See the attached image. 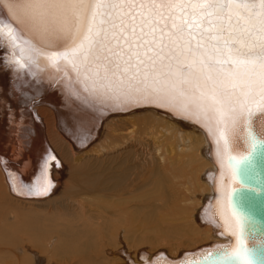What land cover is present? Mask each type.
<instances>
[{
    "label": "bare ground",
    "instance_id": "6f19581e",
    "mask_svg": "<svg viewBox=\"0 0 264 264\" xmlns=\"http://www.w3.org/2000/svg\"><path fill=\"white\" fill-rule=\"evenodd\" d=\"M86 5L87 0H0V17L19 37L13 45L6 29L0 35V54L10 65L0 67V195L5 197L0 196V264H129V256L143 264L141 253L155 257L153 264H171L234 245L235 236L225 230L227 202L219 206V182L227 185L229 175L205 128L149 106L112 109V114L98 117L83 101L65 97L63 85L48 86L55 77L45 55L32 64L27 52L21 55L20 48L29 45L43 53L71 48L81 33ZM65 64L60 60L55 66L65 69ZM249 122L264 139V111L254 109ZM243 123L239 119L231 133L232 149L247 145ZM134 125L150 135V146L135 135L131 142ZM80 129L92 136L84 149L74 139ZM133 146L141 152L137 162L130 152ZM46 151L63 164L52 170V192L43 198L13 194L8 177L17 173L30 182ZM133 156L136 164L123 167ZM17 201L48 207L21 214L6 210L7 203ZM193 213L203 228L192 220ZM18 230L28 236L18 238ZM148 233L152 236H144ZM34 236L40 241L48 236L50 248L43 249ZM108 236L118 240L115 251L104 248ZM180 246L184 249L178 251Z\"/></svg>",
    "mask_w": 264,
    "mask_h": 264
},
{
    "label": "snow or ice",
    "instance_id": "6c2138e0",
    "mask_svg": "<svg viewBox=\"0 0 264 264\" xmlns=\"http://www.w3.org/2000/svg\"><path fill=\"white\" fill-rule=\"evenodd\" d=\"M5 29L15 45L16 29L0 17V35ZM20 52H27L28 64L39 55L53 66L65 61L63 94L83 101L98 117L112 109L150 105L205 128L217 146L221 167L228 171L229 183L219 182V206L227 202L230 220L225 230L237 241L235 250L218 255L221 261L256 264L252 249L244 244L245 217L233 205L237 189L232 184L257 191L243 183L242 175L253 152L264 145L247 129L254 109L264 111V0H87L84 24L71 48L43 53L29 45ZM16 63L20 69L26 66ZM9 66L0 54V67ZM241 118L248 131V151L236 156L229 137ZM74 139L84 149L91 132L80 129ZM54 167L63 164L46 151L30 182L17 173L8 177L10 190L24 198L48 196L55 187ZM138 259L153 264L155 257L141 253ZM128 260L135 264L131 256Z\"/></svg>",
    "mask_w": 264,
    "mask_h": 264
},
{
    "label": "water",
    "instance_id": "95a60500",
    "mask_svg": "<svg viewBox=\"0 0 264 264\" xmlns=\"http://www.w3.org/2000/svg\"><path fill=\"white\" fill-rule=\"evenodd\" d=\"M17 60L20 61V57H18ZM48 68H50L49 65ZM51 68H52L51 70H53L55 78L54 81L50 83L48 86L54 88L57 87L58 85L61 86L62 83L60 80L65 78L64 77L65 69L57 66H52ZM142 106L155 107L150 105H140L135 107H128L125 111H131L136 108H140ZM155 108L162 109L159 107H155ZM110 114H112V110L107 115ZM243 124H244V131L246 135L245 139L247 140L246 141L247 145L244 150H235L232 149L231 146V153L236 156L246 154L248 151V131L245 130V123ZM247 129H249L251 134L254 135L256 138L260 140H264L263 138L258 137L256 135L249 121L247 124ZM229 138L231 144L233 140L231 138V134ZM43 156L44 155H42V157ZM244 167H245V172L242 175L243 183L255 187L257 191L251 192L248 191L246 188L241 189L240 183L232 184V187L237 189V191L233 193V205L235 209L238 212L242 213L243 216L245 217V231H246V237L244 241L245 246L252 249L254 253L252 258L256 262V264H264V240L261 239V237H264V145H260L257 147V149L252 154L251 162L246 163ZM225 169L227 170V168ZM19 176L21 177V174H19ZM21 178L24 180V177ZM227 182L229 183V179L227 180ZM236 247H237V241L235 237V243L232 246L226 245L220 249H210L198 255L197 257H193L188 260L201 259L202 264H235L234 258H229L228 260L221 261L218 254L225 250L231 252L235 250ZM209 253H211L212 255L209 256L208 261H203V257L208 255ZM160 259L163 260V257H161ZM171 264H182V261H180L179 263H171Z\"/></svg>",
    "mask_w": 264,
    "mask_h": 264
},
{
    "label": "rangeland",
    "instance_id": "374dc122",
    "mask_svg": "<svg viewBox=\"0 0 264 264\" xmlns=\"http://www.w3.org/2000/svg\"><path fill=\"white\" fill-rule=\"evenodd\" d=\"M41 103V102H40ZM39 103V104H40ZM151 113H153L154 115H156L154 112H151ZM156 116H159V115H156ZM161 117V116H160ZM162 118H164V117H162ZM173 123V122H172ZM174 124V123H173ZM175 125V124H174ZM135 126V129H134V132H132L130 135V140H132L131 142H133V138H135V140L136 139H142L143 137V139L142 140H146L147 141V143L149 142L150 143V139H151V137H150V135L148 134H146V132L145 131H141V128H138L139 127V125H138V127L136 126V125H134ZM176 126V125H175ZM178 128V127H177ZM143 132V133H142ZM145 132V133H144ZM188 132H190V131H188ZM194 133V132H193ZM196 134V133H195ZM136 136V137H133L132 138V136ZM138 136H140V138H138ZM146 136V137H145ZM148 137H150V139L148 138ZM132 138V139H131ZM148 138V139H147ZM149 143H148V145H149ZM88 146V145H87ZM86 146V147H87ZM150 146V145H149ZM138 147L137 146H133L132 147V149L130 150V152H132L133 154H134V156L135 157H137L136 158V162H137V159L141 156V152H140V150H138L137 149ZM149 149L150 148H147L146 147V151H149ZM135 150V151H134ZM113 153V152H112ZM136 153V154H135ZM198 153H199V151H198ZM140 155V156H139ZM84 157H88L87 155H83ZM82 155L80 156L81 158H84ZM130 157L132 160H130V158H127L125 161H124V163H123V167L125 166V165H127V168L128 169H130L132 166H133V164L135 165L136 164V162H134L135 161V157ZM199 156H201V154L199 153ZM78 158V159H81V158ZM202 157V156H201ZM134 158V159H133ZM204 158V157H203ZM130 161H132V162H130ZM110 166H112V165H110ZM109 166V167H110ZM108 167V168H109ZM108 168H106V170L108 169ZM64 175H65V178L67 177V173H66V171H65V173H64ZM133 175L134 174H132V175H130V177H133ZM64 178V179H65ZM200 178V177H199ZM200 180V182H203V181H201V179H199ZM64 181V180H63ZM64 185V184H63ZM63 185H62V187H63ZM0 186H2V183H1V181H0ZM62 189V188H61ZM60 192V191H59ZM0 196H2L3 198H5L3 195H0ZM8 197L9 196H11V195H7ZM18 203H7L8 205H6V210H14V209H16L15 211H18V214H21V213H26L27 211H29V212H33V211H40V209H44V208H47L48 207V203H47V205H45L44 203H41V204H34V203H28V202H22V201H17ZM49 202H51V201H49ZM26 203H27V205H26ZM43 204V205H42ZM42 206V207H41ZM10 207V208H9ZM20 211H22V212H20ZM9 212V211H8ZM20 212V213H19ZM192 220L195 222V224H197L198 225V227L200 226L196 221H195V219H194V213H193V217H192ZM199 228H203V226H200ZM119 231L121 232V228H119ZM33 234V233H32ZM22 235V236H21ZM26 235L27 234H25V236H24V233L22 234V232L20 231V230H18V238H23V237H26ZM28 236V235H27ZM144 236H152V234H150V233H148V234H145ZM34 238V239H33ZM48 238V236L45 238L44 237V240H46ZM43 239V238H42ZM106 241H107V243H106V245L104 244V248L105 247H109L110 249H113L114 247H115V245H116V243H117V239L116 238H114V237H110V236H108V237H106V238H104ZM32 240H34V241H36L37 243H40V245L42 246V248L43 249H49L50 247H49V244H48V242H50L48 239L46 240V242L44 241V240H42V241H40V240H38V239H36L35 238V236L34 237H32ZM150 240H151V237H150ZM109 242V243H108ZM141 244V243H137V242H133V246L135 247V246H137V248H138V246ZM48 245V246H47ZM150 246L151 245V243L150 242H148V243H145L144 244V246ZM20 247V246H19ZM44 247H47V248H44ZM164 247H168V245L167 246H165L164 245ZM164 247H160V248H164ZM140 248H142V247H139L138 249H140ZM159 247H158V249H160ZM180 249H184V247L183 246H180L179 247V249H178V251L180 250ZM34 250V249H33ZM114 250V249H113ZM112 250V251H113ZM116 250V249H115ZM114 250V251H115ZM157 250V249H156ZM34 251H40V250H38V249H35ZM38 253V252H37ZM113 256H119L120 258H121V256L119 255V254H117L116 255V253H115V255H113ZM43 258V257H42Z\"/></svg>",
    "mask_w": 264,
    "mask_h": 264
}]
</instances>
